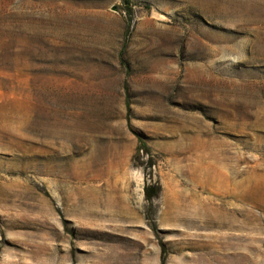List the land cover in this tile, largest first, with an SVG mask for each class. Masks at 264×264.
<instances>
[{"label":"rangeland","instance_id":"1","mask_svg":"<svg viewBox=\"0 0 264 264\" xmlns=\"http://www.w3.org/2000/svg\"><path fill=\"white\" fill-rule=\"evenodd\" d=\"M0 264H264V0H0Z\"/></svg>","mask_w":264,"mask_h":264},{"label":"trees","instance_id":"2","mask_svg":"<svg viewBox=\"0 0 264 264\" xmlns=\"http://www.w3.org/2000/svg\"><path fill=\"white\" fill-rule=\"evenodd\" d=\"M146 199H147V201H152V195H150L149 193H148V191H146Z\"/></svg>","mask_w":264,"mask_h":264},{"label":"water","instance_id":"3","mask_svg":"<svg viewBox=\"0 0 264 264\" xmlns=\"http://www.w3.org/2000/svg\"><path fill=\"white\" fill-rule=\"evenodd\" d=\"M113 10H116L115 8Z\"/></svg>","mask_w":264,"mask_h":264},{"label":"bare ground","instance_id":"4","mask_svg":"<svg viewBox=\"0 0 264 264\" xmlns=\"http://www.w3.org/2000/svg\"><path fill=\"white\" fill-rule=\"evenodd\" d=\"M97 207V206H96Z\"/></svg>","mask_w":264,"mask_h":264}]
</instances>
